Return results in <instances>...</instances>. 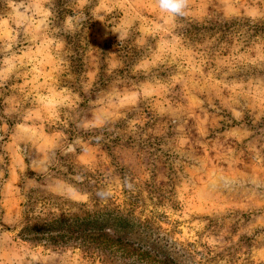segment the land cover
<instances>
[{
    "label": "rangeland",
    "instance_id": "rangeland-1",
    "mask_svg": "<svg viewBox=\"0 0 264 264\" xmlns=\"http://www.w3.org/2000/svg\"><path fill=\"white\" fill-rule=\"evenodd\" d=\"M118 214L264 264V0H0V264H140Z\"/></svg>",
    "mask_w": 264,
    "mask_h": 264
},
{
    "label": "trees",
    "instance_id": "trees-1",
    "mask_svg": "<svg viewBox=\"0 0 264 264\" xmlns=\"http://www.w3.org/2000/svg\"><path fill=\"white\" fill-rule=\"evenodd\" d=\"M107 221H101L97 227L84 225L83 230L90 231L89 233H111L115 238H107L102 246L106 250H116L120 254L119 257L131 260L134 258L140 264H166L162 258L173 254L170 242L147 225H137L121 214H118L113 222L107 224ZM56 223H60L59 220Z\"/></svg>",
    "mask_w": 264,
    "mask_h": 264
},
{
    "label": "clouds",
    "instance_id": "clouds-1",
    "mask_svg": "<svg viewBox=\"0 0 264 264\" xmlns=\"http://www.w3.org/2000/svg\"><path fill=\"white\" fill-rule=\"evenodd\" d=\"M161 12L172 17H183L189 7V0H157ZM131 187V183H128Z\"/></svg>",
    "mask_w": 264,
    "mask_h": 264
}]
</instances>
